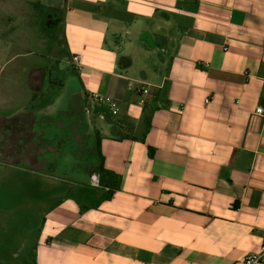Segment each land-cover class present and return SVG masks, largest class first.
Listing matches in <instances>:
<instances>
[{"label": "crops", "instance_id": "1", "mask_svg": "<svg viewBox=\"0 0 264 264\" xmlns=\"http://www.w3.org/2000/svg\"><path fill=\"white\" fill-rule=\"evenodd\" d=\"M60 10L67 78L13 69L0 87V189L38 209L34 263L241 264L258 252L264 0Z\"/></svg>", "mask_w": 264, "mask_h": 264}, {"label": "rangeland", "instance_id": "2", "mask_svg": "<svg viewBox=\"0 0 264 264\" xmlns=\"http://www.w3.org/2000/svg\"><path fill=\"white\" fill-rule=\"evenodd\" d=\"M61 3L62 0H0V87L13 69L48 68L55 76L67 78L70 68L60 26ZM155 60L158 62L157 54L151 63ZM4 113L0 110V114ZM5 162L0 152V164ZM8 193L0 189V264H35L30 244L39 221L38 209L23 203L7 205L11 203ZM12 193L17 197L16 192Z\"/></svg>", "mask_w": 264, "mask_h": 264}, {"label": "built area", "instance_id": "3", "mask_svg": "<svg viewBox=\"0 0 264 264\" xmlns=\"http://www.w3.org/2000/svg\"><path fill=\"white\" fill-rule=\"evenodd\" d=\"M72 60L80 68V65H79L80 64V57L74 56ZM148 92L149 91L147 89H144L142 91L144 98H142L140 100V104L144 105L146 103L145 96L148 94ZM89 99H90V101H92L96 105L106 106L113 115H117V113L119 111L117 102L114 99H112L111 97L102 96L99 93L93 92V93H90ZM207 102H209V101H207ZM256 114L264 115V109L262 107H259L256 110ZM92 184L94 187H100L99 178L97 176L93 177ZM241 264H264V240H263V243H262L259 251L255 252V253H250L249 255H247L244 258V260L241 262Z\"/></svg>", "mask_w": 264, "mask_h": 264}, {"label": "trees", "instance_id": "4", "mask_svg": "<svg viewBox=\"0 0 264 264\" xmlns=\"http://www.w3.org/2000/svg\"><path fill=\"white\" fill-rule=\"evenodd\" d=\"M108 112H110V110L107 108L106 109ZM101 173L107 177H109L110 179H114L115 183L118 182V177L116 175H114L113 173L106 171L105 169L101 168Z\"/></svg>", "mask_w": 264, "mask_h": 264}]
</instances>
